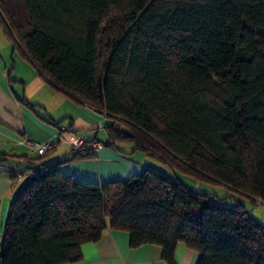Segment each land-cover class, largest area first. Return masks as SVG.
<instances>
[{"label":"trees","instance_id":"trees-1","mask_svg":"<svg viewBox=\"0 0 264 264\" xmlns=\"http://www.w3.org/2000/svg\"><path fill=\"white\" fill-rule=\"evenodd\" d=\"M0 24L55 87L105 112V144L130 141L171 171L264 203V0H0ZM70 150L29 160L0 264L72 262L107 227L127 230L131 246L159 244L170 263L183 242L196 264H264V224L241 201L149 167L79 180L60 165L92 152Z\"/></svg>","mask_w":264,"mask_h":264},{"label":"crops","instance_id":"crops-1","mask_svg":"<svg viewBox=\"0 0 264 264\" xmlns=\"http://www.w3.org/2000/svg\"><path fill=\"white\" fill-rule=\"evenodd\" d=\"M11 47V55H0V234L9 202L28 174L30 162L37 166L70 157L73 151L68 142L74 137L99 143L91 156L60 165L63 173L79 180H124L144 167L170 174L156 160L133 149L130 141L107 145L97 139V134L111 123L105 112L75 101L55 87L18 44ZM45 141L54 142V146L43 153L32 149L33 143ZM203 188L206 191V186ZM243 199L240 201L248 212L249 207L256 209L253 205L257 201L248 198L253 205H246ZM80 252L78 259L62 264H196L198 259L196 250L177 242L170 263L162 256L159 244L131 246L127 230L110 227L97 240L81 243Z\"/></svg>","mask_w":264,"mask_h":264},{"label":"rangeland","instance_id":"rangeland-1","mask_svg":"<svg viewBox=\"0 0 264 264\" xmlns=\"http://www.w3.org/2000/svg\"><path fill=\"white\" fill-rule=\"evenodd\" d=\"M13 41L10 39V37H8L7 33L5 32L4 26L2 24H0V55H2L3 57L9 56L11 55V49H12V43ZM7 44H10L11 46H7ZM85 127H89V126H85ZM83 131H87L86 129ZM106 131L103 128L102 131H100L96 138L101 140L102 142L106 140ZM124 143H128L127 140H122ZM163 165V164H162ZM164 168V165H163ZM165 169H167L169 171L170 177H176L177 179H179L183 184H185L187 187L194 189L196 191H202L204 188L203 186H206V192L209 193V197L212 199H218L223 203L226 204H231L234 203L236 201H240L242 200L244 197L233 191L232 189L219 184V183H210L207 185V183L204 184V182L199 181L197 178L183 173L182 171L179 170H175V171H171L168 167H166ZM160 172L166 174L165 172L159 170ZM244 203L246 205L251 204L253 205V202L251 201V199L245 198L243 199ZM256 203V204H255ZM254 203V207H256V209H251L249 207V213L251 216L255 217L256 219H258L262 224H264V203H258L255 202ZM1 237V235H0Z\"/></svg>","mask_w":264,"mask_h":264},{"label":"built area","instance_id":"built-area-1","mask_svg":"<svg viewBox=\"0 0 264 264\" xmlns=\"http://www.w3.org/2000/svg\"><path fill=\"white\" fill-rule=\"evenodd\" d=\"M68 145L70 148H73L74 150H80L81 152H93L96 147L99 146L98 142H90L87 143L85 140H83L80 137H74L72 140L68 142ZM54 146V142L52 141H45L42 143H33L32 149L36 152L43 153L47 150L51 149ZM28 174H32L31 171H28ZM258 203H262L261 200H257Z\"/></svg>","mask_w":264,"mask_h":264},{"label":"water","instance_id":"water-1","mask_svg":"<svg viewBox=\"0 0 264 264\" xmlns=\"http://www.w3.org/2000/svg\"><path fill=\"white\" fill-rule=\"evenodd\" d=\"M32 179L33 176L31 174H25L15 189V195H18Z\"/></svg>","mask_w":264,"mask_h":264}]
</instances>
